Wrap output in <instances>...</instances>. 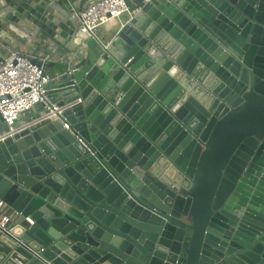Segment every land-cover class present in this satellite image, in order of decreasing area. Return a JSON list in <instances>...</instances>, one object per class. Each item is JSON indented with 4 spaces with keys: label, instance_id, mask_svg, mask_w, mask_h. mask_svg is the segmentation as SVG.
Here are the masks:
<instances>
[{
    "label": "water",
    "instance_id": "95a60500",
    "mask_svg": "<svg viewBox=\"0 0 264 264\" xmlns=\"http://www.w3.org/2000/svg\"><path fill=\"white\" fill-rule=\"evenodd\" d=\"M87 1L0 0L72 62L60 119L0 118V264H264V0L137 1L106 42Z\"/></svg>",
    "mask_w": 264,
    "mask_h": 264
},
{
    "label": "built area",
    "instance_id": "2783aa9c",
    "mask_svg": "<svg viewBox=\"0 0 264 264\" xmlns=\"http://www.w3.org/2000/svg\"><path fill=\"white\" fill-rule=\"evenodd\" d=\"M137 1L142 6L152 0H93L87 1L79 13V27L74 33V37L80 34L96 37L98 27L109 20L118 19L126 12L130 6H137ZM48 58L40 62L33 63L21 53H13L8 58L0 62V118L10 128L13 129L14 122L18 116L25 111L36 106H43L48 114L45 118H61L62 112L67 107H58L51 98L50 86L53 78L46 72L45 64ZM70 73V70L67 71ZM63 128L70 130L67 123ZM2 201H0V229L6 230L18 214L10 211ZM30 224L32 221L27 219Z\"/></svg>",
    "mask_w": 264,
    "mask_h": 264
},
{
    "label": "crops",
    "instance_id": "0c3cea01",
    "mask_svg": "<svg viewBox=\"0 0 264 264\" xmlns=\"http://www.w3.org/2000/svg\"><path fill=\"white\" fill-rule=\"evenodd\" d=\"M129 16V12H126L120 18L109 20L107 23L99 26L96 32V37L100 41L106 42L109 39L111 30L118 27L119 24H123L128 20ZM13 53H21L32 62H40L42 59L48 58L45 64V69L54 79L53 82L58 76L70 70L72 66V62L66 59L67 55L64 50L54 42L43 37H30L24 44H20L17 41L9 44L0 40V62ZM35 108L36 113L44 110L41 105L36 106Z\"/></svg>",
    "mask_w": 264,
    "mask_h": 264
},
{
    "label": "rangeland",
    "instance_id": "374dc122",
    "mask_svg": "<svg viewBox=\"0 0 264 264\" xmlns=\"http://www.w3.org/2000/svg\"><path fill=\"white\" fill-rule=\"evenodd\" d=\"M117 28V27H116ZM116 28H114V29H116ZM114 29L113 30H111V31H114Z\"/></svg>",
    "mask_w": 264,
    "mask_h": 264
}]
</instances>
